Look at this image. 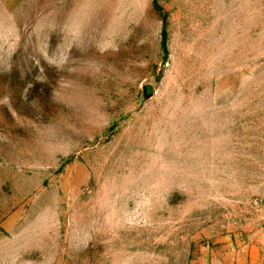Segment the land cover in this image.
<instances>
[{
	"label": "rangeland",
	"instance_id": "rangeland-1",
	"mask_svg": "<svg viewBox=\"0 0 264 264\" xmlns=\"http://www.w3.org/2000/svg\"><path fill=\"white\" fill-rule=\"evenodd\" d=\"M0 264H264V0H0Z\"/></svg>",
	"mask_w": 264,
	"mask_h": 264
}]
</instances>
